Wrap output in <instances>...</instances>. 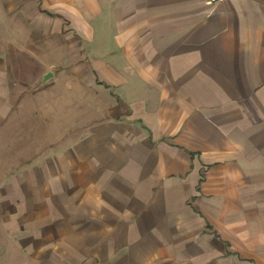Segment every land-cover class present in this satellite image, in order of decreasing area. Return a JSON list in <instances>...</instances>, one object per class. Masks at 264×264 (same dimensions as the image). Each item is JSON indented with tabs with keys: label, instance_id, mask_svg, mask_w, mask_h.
<instances>
[{
	"label": "crops",
	"instance_id": "1",
	"mask_svg": "<svg viewBox=\"0 0 264 264\" xmlns=\"http://www.w3.org/2000/svg\"><path fill=\"white\" fill-rule=\"evenodd\" d=\"M0 264H264V0H0Z\"/></svg>",
	"mask_w": 264,
	"mask_h": 264
},
{
	"label": "rangeland",
	"instance_id": "2",
	"mask_svg": "<svg viewBox=\"0 0 264 264\" xmlns=\"http://www.w3.org/2000/svg\"><path fill=\"white\" fill-rule=\"evenodd\" d=\"M44 95H42L41 97H43ZM55 107V106H54ZM56 108V110H57V106L55 107ZM66 110V109H65ZM64 109L62 110V111H60V112H58L57 111V113H58V117H59V115H61L62 117H61V119L63 120V118H64V116H63V114H65V116H66V118H64L65 120H67L68 119V111H64ZM69 113H70V115L72 114V112H71V110H69ZM73 113H75V112H73ZM27 124H26V126H24V128H23V132H22V135H21V137H23V141L25 142V140H26V138H28L29 137V135H30V131H31V117L30 116H28V118H27ZM33 125H34V123H33ZM42 134V133H41ZM55 135L57 136L58 135V133H57V130H56V132H55ZM19 138V137H18ZM23 147H24V152H29L30 151V143L28 144V143H23Z\"/></svg>",
	"mask_w": 264,
	"mask_h": 264
},
{
	"label": "built area",
	"instance_id": "3",
	"mask_svg": "<svg viewBox=\"0 0 264 264\" xmlns=\"http://www.w3.org/2000/svg\"><path fill=\"white\" fill-rule=\"evenodd\" d=\"M226 0H209L212 5L223 4Z\"/></svg>",
	"mask_w": 264,
	"mask_h": 264
},
{
	"label": "water",
	"instance_id": "4",
	"mask_svg": "<svg viewBox=\"0 0 264 264\" xmlns=\"http://www.w3.org/2000/svg\"><path fill=\"white\" fill-rule=\"evenodd\" d=\"M52 72L51 71H47L43 77V81H47L48 79H50L52 77Z\"/></svg>",
	"mask_w": 264,
	"mask_h": 264
}]
</instances>
